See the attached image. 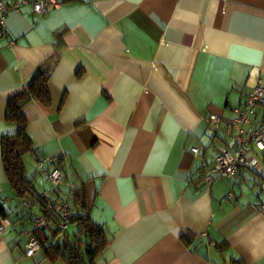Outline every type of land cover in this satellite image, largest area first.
I'll use <instances>...</instances> for the list:
<instances>
[{"label": "crops", "instance_id": "obj_1", "mask_svg": "<svg viewBox=\"0 0 264 264\" xmlns=\"http://www.w3.org/2000/svg\"><path fill=\"white\" fill-rule=\"evenodd\" d=\"M60 2L44 16L11 10L0 31V212L11 222L0 264H53L43 249L25 256L32 216L43 214L14 197L1 149L18 130L8 101L38 72L51 104L23 108L35 153L25 174L35 193L69 196L75 227L59 239L47 220L39 242L87 238L77 218L86 215L105 243L92 264H264L261 155L251 151L256 167L234 179L200 176L231 147L233 109L264 82V0ZM251 121L264 128V106ZM49 156L61 158L55 190L38 172Z\"/></svg>", "mask_w": 264, "mask_h": 264}, {"label": "built area", "instance_id": "obj_2", "mask_svg": "<svg viewBox=\"0 0 264 264\" xmlns=\"http://www.w3.org/2000/svg\"><path fill=\"white\" fill-rule=\"evenodd\" d=\"M60 4V0H0V31L4 30L6 17L11 10H19L21 6L29 5L35 15L44 16L58 8ZM261 106H264V82L262 77L258 76L244 104L233 109L234 118L225 129L231 141V147L219 150L212 165L201 167L200 176L204 184L211 185L216 179H234L240 169L256 167L257 162L249 156L251 151L258 152L264 160V128L251 121L257 108ZM207 121L214 131L222 129L218 116L210 114ZM191 153L198 156L199 149L192 148ZM60 159L59 156H49L39 158L37 161L38 172L46 177L53 190L64 182V175L59 165ZM50 194L51 192L44 191L29 200H19V204L25 209L33 210L39 205L43 214L32 216L33 228L27 232L28 240L25 246L27 257H32L40 249V242L33 231L46 227V214L57 217L58 222L55 228L58 232H65L73 218L69 196L53 200ZM229 197L231 198L232 195L229 194ZM10 224V219L0 212V233Z\"/></svg>", "mask_w": 264, "mask_h": 264}, {"label": "trees", "instance_id": "obj_3", "mask_svg": "<svg viewBox=\"0 0 264 264\" xmlns=\"http://www.w3.org/2000/svg\"><path fill=\"white\" fill-rule=\"evenodd\" d=\"M49 76L45 72H38L32 81L8 101L6 119L9 123L17 125V134L11 137H3L1 141L2 160L9 185L14 193V197L21 200H29L37 193L32 190L31 180L26 177L23 156L25 154H35L31 148V140L26 132V119L23 108L30 102H38L43 107H49L51 96L48 89ZM76 203V202H75ZM46 214V213H45ZM7 217L6 215H3ZM77 215H75L76 217ZM46 219L50 221L48 226L55 235L58 230L55 225L57 217L46 214ZM81 230L84 231L85 239L77 238L73 242L63 239L60 243L45 244L40 241V249H43L46 257L53 264H92L99 250L104 247V240L97 228L88 223L86 215L78 216ZM38 230H34L33 233ZM88 239V240H87ZM51 251L50 253H47ZM52 253V254H51ZM53 256V258H52Z\"/></svg>", "mask_w": 264, "mask_h": 264}, {"label": "rangeland", "instance_id": "obj_4", "mask_svg": "<svg viewBox=\"0 0 264 264\" xmlns=\"http://www.w3.org/2000/svg\"><path fill=\"white\" fill-rule=\"evenodd\" d=\"M24 157V156H23ZM28 160H30V159H27V157H24L23 158V163H24V165L26 164L27 166H28V164L26 163V161H28ZM34 208H36V206L34 207ZM37 208H39V205L37 206ZM75 230V227L73 228V226H72V223L70 224V226H69V230L67 231V232H59L58 233V238L59 239H62V237L64 236V235H66V234H69L70 236H72V233H73V231ZM73 237V236H72Z\"/></svg>", "mask_w": 264, "mask_h": 264}]
</instances>
